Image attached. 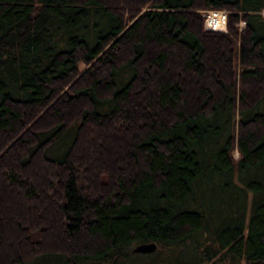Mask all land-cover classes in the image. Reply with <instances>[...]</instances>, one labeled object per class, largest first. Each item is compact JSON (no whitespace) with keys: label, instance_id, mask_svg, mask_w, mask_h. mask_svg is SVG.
Returning a JSON list of instances; mask_svg holds the SVG:
<instances>
[{"label":"trees","instance_id":"1","mask_svg":"<svg viewBox=\"0 0 264 264\" xmlns=\"http://www.w3.org/2000/svg\"><path fill=\"white\" fill-rule=\"evenodd\" d=\"M263 9L0 0V264H264Z\"/></svg>","mask_w":264,"mask_h":264},{"label":"built area","instance_id":"2","mask_svg":"<svg viewBox=\"0 0 264 264\" xmlns=\"http://www.w3.org/2000/svg\"><path fill=\"white\" fill-rule=\"evenodd\" d=\"M228 10L211 8L207 9L205 12V26L209 30L215 31H227L228 30ZM241 29L246 25V21L241 19L240 22Z\"/></svg>","mask_w":264,"mask_h":264},{"label":"water","instance_id":"3","mask_svg":"<svg viewBox=\"0 0 264 264\" xmlns=\"http://www.w3.org/2000/svg\"><path fill=\"white\" fill-rule=\"evenodd\" d=\"M158 243L154 240L139 242L133 247L135 252H153L157 249Z\"/></svg>","mask_w":264,"mask_h":264},{"label":"rangeland","instance_id":"4","mask_svg":"<svg viewBox=\"0 0 264 264\" xmlns=\"http://www.w3.org/2000/svg\"><path fill=\"white\" fill-rule=\"evenodd\" d=\"M205 12H206V10H202V13H203L204 17H205ZM262 14L264 15V9H263V11H262ZM236 25L239 27V30L241 31L242 29H241V27H240V24H239V23H236ZM225 32H226V33L230 32L229 27H228V30L225 31ZM236 40H237L238 43L240 42L239 37H236ZM208 56H209L210 58H215V57H216V53H215V51L209 52ZM80 66H81V68H83V67H85V64H84V63H81ZM233 154H234V157H235V158H238V157L240 156V152H239V150H238L237 148H235ZM0 213H2V212H0Z\"/></svg>","mask_w":264,"mask_h":264}]
</instances>
